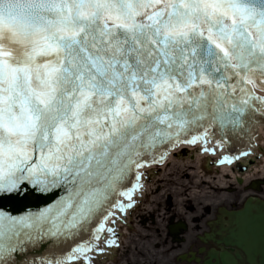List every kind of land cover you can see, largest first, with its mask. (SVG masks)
<instances>
[{
    "label": "snow or ice",
    "instance_id": "1",
    "mask_svg": "<svg viewBox=\"0 0 264 264\" xmlns=\"http://www.w3.org/2000/svg\"><path fill=\"white\" fill-rule=\"evenodd\" d=\"M262 93L264 0H0V264L107 257L146 169L264 153ZM206 223L216 248L181 259L264 264V199Z\"/></svg>",
    "mask_w": 264,
    "mask_h": 264
},
{
    "label": "flooded vegetation",
    "instance_id": "2",
    "mask_svg": "<svg viewBox=\"0 0 264 264\" xmlns=\"http://www.w3.org/2000/svg\"><path fill=\"white\" fill-rule=\"evenodd\" d=\"M238 148L239 145H236L232 151ZM207 162L211 165L212 160ZM263 165H260V169ZM158 169L150 173H160V167ZM156 179L159 177L156 176ZM234 181L235 186L225 190L229 193L222 199H173L170 194L164 199H149L150 195H147L151 191L147 195H136L140 203L128 218V224L117 225L119 246L113 247L110 254L97 260L96 264H192L188 258L181 259L187 257L190 249L195 251L200 246L205 249L216 248L215 243L209 240L210 230L206 221L211 220L218 209L230 211L233 203L239 207L246 197L264 199V175L258 174L243 184ZM252 183L254 185L251 187ZM249 188L254 189L249 192L252 194L247 193L246 189ZM169 219L173 225L171 229L168 227ZM179 224L183 227H177ZM202 255L197 254L198 258Z\"/></svg>",
    "mask_w": 264,
    "mask_h": 264
},
{
    "label": "rangeland",
    "instance_id": "3",
    "mask_svg": "<svg viewBox=\"0 0 264 264\" xmlns=\"http://www.w3.org/2000/svg\"><path fill=\"white\" fill-rule=\"evenodd\" d=\"M191 153L186 156H179L171 159L164 169L156 173H149L145 194L150 195L149 199H164L166 195H171L173 199H222L229 192L225 190L234 187L233 177L225 176L217 169H213L207 162L208 157L202 158L199 162L191 157ZM188 162L189 166L186 165ZM185 168H187L185 170ZM259 173L251 169L245 175L244 182L249 178L257 176ZM264 175V173L262 174ZM156 176L159 179H156ZM173 178V179H171ZM177 178V181H176ZM156 179V180H155ZM180 179L181 181H178ZM209 179V180H207ZM172 180V181H171ZM167 182L164 184V182ZM160 183L158 186L157 184ZM237 189V187H236ZM233 194V193H232ZM146 196V199H147ZM147 204L145 205V207ZM151 206H153L151 204Z\"/></svg>",
    "mask_w": 264,
    "mask_h": 264
},
{
    "label": "bare ground",
    "instance_id": "4",
    "mask_svg": "<svg viewBox=\"0 0 264 264\" xmlns=\"http://www.w3.org/2000/svg\"><path fill=\"white\" fill-rule=\"evenodd\" d=\"M262 94H264V93H262ZM263 125V124H262ZM262 125H259V129H260V131H261V134H263L264 135V131L262 130ZM212 143H214V142H210L209 143V145L210 144H212ZM183 148H181V149H179V151H184V152H188V151H192V149H189L190 147H192V145H186L185 147H188V148H185L184 146H182ZM175 155V154H174ZM174 155H171V156H169V158H168V161L166 162V164L164 165V166H166V165H168L169 163H170V160L174 157ZM199 155H203L202 153H200ZM199 155H195V159H196V161L197 162H199L200 160H201V156H199ZM186 165H188L189 166V164H188V162L186 163ZM220 170H218V171H220L223 175H229L230 177H232L230 174V170L231 169H228L225 165H223V166H221V168H219ZM262 171H264V165H263V167H262Z\"/></svg>",
    "mask_w": 264,
    "mask_h": 264
}]
</instances>
